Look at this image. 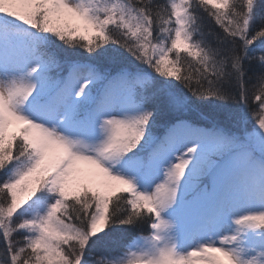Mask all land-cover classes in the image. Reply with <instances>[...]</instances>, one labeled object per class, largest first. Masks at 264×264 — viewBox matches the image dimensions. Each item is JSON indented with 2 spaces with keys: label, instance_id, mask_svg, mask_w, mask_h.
Segmentation results:
<instances>
[{
  "label": "snow or ice",
  "instance_id": "obj_1",
  "mask_svg": "<svg viewBox=\"0 0 264 264\" xmlns=\"http://www.w3.org/2000/svg\"><path fill=\"white\" fill-rule=\"evenodd\" d=\"M0 264H264V0H0Z\"/></svg>",
  "mask_w": 264,
  "mask_h": 264
}]
</instances>
